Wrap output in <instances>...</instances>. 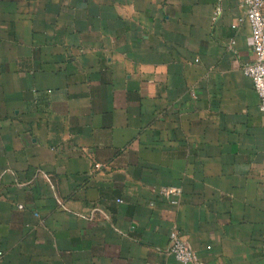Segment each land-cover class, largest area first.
Listing matches in <instances>:
<instances>
[{"label": "crops", "instance_id": "crops-1", "mask_svg": "<svg viewBox=\"0 0 264 264\" xmlns=\"http://www.w3.org/2000/svg\"><path fill=\"white\" fill-rule=\"evenodd\" d=\"M243 13L242 0H0V264H181L172 228L195 264H264ZM161 185L181 187L175 202Z\"/></svg>", "mask_w": 264, "mask_h": 264}, {"label": "built area", "instance_id": "built-area-1", "mask_svg": "<svg viewBox=\"0 0 264 264\" xmlns=\"http://www.w3.org/2000/svg\"><path fill=\"white\" fill-rule=\"evenodd\" d=\"M242 4L244 13L238 17V21L244 20L249 25L253 59L244 62L241 68L242 72L250 78L258 95V107L264 112V0H242ZM216 16L217 10H214L212 17ZM235 25V23L232 24L233 27ZM232 42L233 40H231ZM99 165L100 163H95V166ZM157 191L160 195L170 198L172 195H180L181 187L161 185ZM171 201L175 202V199H171ZM166 251L181 264L200 263L195 250L175 228L170 229L167 234Z\"/></svg>", "mask_w": 264, "mask_h": 264}]
</instances>
